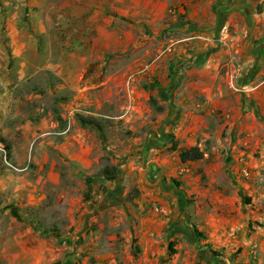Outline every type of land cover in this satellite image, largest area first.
Instances as JSON below:
<instances>
[{
	"label": "crops",
	"instance_id": "1",
	"mask_svg": "<svg viewBox=\"0 0 264 264\" xmlns=\"http://www.w3.org/2000/svg\"><path fill=\"white\" fill-rule=\"evenodd\" d=\"M105 4V34L118 36L123 32L119 29H125L127 35L133 29L140 33L141 40H129L128 46L137 43L150 50L151 44L156 47L152 62L142 64L128 93L131 99L133 93L157 99L160 116L157 139L143 153L156 165L149 169L144 159L131 161L125 174L128 188L121 195L118 186L104 190L106 203L116 204L120 197L122 204L129 196L134 197L129 188L136 187L133 202L138 204L141 217L137 224L131 219H113L110 227H135L143 250L137 252L134 264L160 257L161 252L154 247L162 242L158 236H165L162 232L166 228L174 226L175 236H183L190 227L187 224L199 217L209 236H216L222 243L243 241L256 219L257 200L264 201V195L258 199L264 194V0H105ZM171 8H178L177 16L170 15ZM14 31L16 28H9L10 41L0 35V141L12 145L7 149L17 163L25 154L17 148L27 152L33 145L34 126L32 121L27 123L25 114L14 109L19 100L15 58L18 51H32L33 46L31 42L18 44ZM193 148L202 158L183 163L181 153ZM5 172L0 159V194L5 189ZM25 191L27 196L34 194L33 182L25 186ZM180 194H185L184 198ZM97 200L89 204L90 214L98 212ZM59 202L69 208L57 215L58 221L69 219V231L78 229L84 215L80 197L67 195ZM112 209L99 213H112ZM90 220L84 227L96 223V236L91 242L96 249L105 224L98 217ZM35 238L30 231L15 235L14 242ZM51 238L64 246L74 237L63 231ZM116 238L113 234L109 240ZM24 250L47 261L62 251L45 246ZM90 256L98 257L97 251Z\"/></svg>",
	"mask_w": 264,
	"mask_h": 264
},
{
	"label": "rangeland",
	"instance_id": "2",
	"mask_svg": "<svg viewBox=\"0 0 264 264\" xmlns=\"http://www.w3.org/2000/svg\"><path fill=\"white\" fill-rule=\"evenodd\" d=\"M106 5L105 0H0L2 40L10 41L9 28H16L17 43L31 42L33 46L32 51H18L15 58L19 100L14 109L25 114L27 123L32 121L34 126L33 145L27 152L17 148L25 152L20 162L16 163L7 149L12 145L0 141L8 152L9 163L0 152L7 170L5 189L0 194V264H134L137 252L143 250L134 226L115 229L109 225L117 218L135 220L137 224L141 214L133 199L138 189L131 186L129 191L134 197L129 196L122 204L120 197L116 204L106 203L104 190L118 186L121 195L128 188L125 174L131 161L144 159L149 169L156 165L143 153L157 139L158 100L137 93L131 99L128 93L142 64L152 62L156 47L151 44L150 50L137 43L128 46L129 40H141L140 33L133 29L127 35L125 29H119L123 32L118 36L105 34ZM133 75L134 79L130 78ZM78 116L97 118L102 130L83 125ZM39 124L43 127H37ZM135 156L141 157L136 160ZM113 167L118 169V177L115 182L105 183L104 171ZM88 179L92 181L90 201ZM31 182L34 194L27 196L25 186ZM67 195L79 196L84 212L82 224L70 231L69 219H57L69 208L59 202ZM263 195L259 194L258 199ZM96 197L98 212L90 214L88 206ZM256 208V219L243 241L222 243L216 236H209L199 217L187 224L190 227L183 236H175L174 226L166 228L162 232L165 236H158L162 242L154 247L161 252L160 257L145 264H264V201L257 200ZM110 209L112 213H99ZM91 217L105 224L96 249L91 243L96 223L84 227ZM58 222L63 226L59 227ZM30 231L35 239L14 242L15 235ZM63 231L74 237L64 246L51 238ZM113 234L117 238L109 240ZM44 246L62 251L49 262L24 250ZM95 250L98 257H91Z\"/></svg>",
	"mask_w": 264,
	"mask_h": 264
},
{
	"label": "trees",
	"instance_id": "3",
	"mask_svg": "<svg viewBox=\"0 0 264 264\" xmlns=\"http://www.w3.org/2000/svg\"><path fill=\"white\" fill-rule=\"evenodd\" d=\"M151 97V101H152ZM154 99V98H153ZM77 119L79 120L80 123H82L85 126H90L98 131L102 130V125L99 123L98 119L95 117L91 116H78ZM202 158V154L197 148H193L190 150L183 151L181 153V161L183 163H186L187 161H193V160H199ZM118 177V169L113 167V168H107L104 171V178L108 182H115ZM92 183L91 179L87 180L88 184V193H87V200H89V193H90V184ZM90 201V200H89Z\"/></svg>",
	"mask_w": 264,
	"mask_h": 264
},
{
	"label": "built area",
	"instance_id": "4",
	"mask_svg": "<svg viewBox=\"0 0 264 264\" xmlns=\"http://www.w3.org/2000/svg\"><path fill=\"white\" fill-rule=\"evenodd\" d=\"M169 13H170L171 16H177L178 13H179L178 8H171L170 11H169ZM199 38L200 39H203V40H206L205 37H199ZM0 152L2 153V155H4L5 162L9 165V163L7 161L8 152H7L6 148L2 144H0Z\"/></svg>",
	"mask_w": 264,
	"mask_h": 264
}]
</instances>
